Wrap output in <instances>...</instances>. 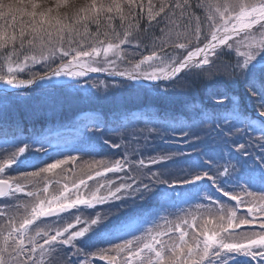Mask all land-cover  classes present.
<instances>
[{"label": "snow or ice", "instance_id": "6c2138e0", "mask_svg": "<svg viewBox=\"0 0 264 264\" xmlns=\"http://www.w3.org/2000/svg\"><path fill=\"white\" fill-rule=\"evenodd\" d=\"M0 264H264V0H0Z\"/></svg>", "mask_w": 264, "mask_h": 264}, {"label": "trees", "instance_id": "16d2710c", "mask_svg": "<svg viewBox=\"0 0 264 264\" xmlns=\"http://www.w3.org/2000/svg\"><path fill=\"white\" fill-rule=\"evenodd\" d=\"M78 2H83V0H78ZM222 84L223 82H220V85L218 86H221ZM235 91L239 93L240 90L237 89ZM70 95L76 98L70 103L65 104V107L60 112L59 116L54 121H52V123H69L81 113L103 114V116L107 117L109 120L121 115H130L132 113H137L139 115L150 113L157 115L161 120L171 119V117L174 115L180 116L182 119V114L185 113V99L182 96L172 102H161L152 95L140 94L137 96L136 94L129 92H123V94L114 96L106 101L87 99L83 96H77L75 93ZM192 100L196 102L202 101L211 107L210 102L207 100L204 85L198 86V95H194L189 98V101ZM46 103L47 101L45 98L39 96V94H36L32 96H25L20 101L13 102L12 107L19 116L23 117L25 113L30 111L32 108H41ZM50 126L51 123L49 119L44 115H41L38 119L32 121L31 124H29L27 121L24 123V127L27 129V131H31L33 127L40 129ZM156 147L158 149H165L169 146L157 141ZM173 147H175V145H173ZM111 151L118 155L121 150L112 149Z\"/></svg>", "mask_w": 264, "mask_h": 264}, {"label": "water", "instance_id": "95a60500", "mask_svg": "<svg viewBox=\"0 0 264 264\" xmlns=\"http://www.w3.org/2000/svg\"><path fill=\"white\" fill-rule=\"evenodd\" d=\"M93 74H96V75H105V76H107L106 74H103V73H93ZM111 78V77H110ZM113 79V78H112ZM116 79H119L118 77L116 78Z\"/></svg>", "mask_w": 264, "mask_h": 264}]
</instances>
